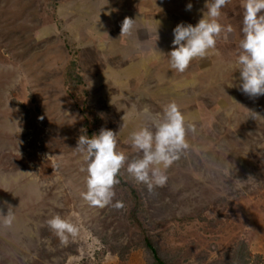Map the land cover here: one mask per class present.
Instances as JSON below:
<instances>
[{
  "label": "rangeland",
  "instance_id": "374dc122",
  "mask_svg": "<svg viewBox=\"0 0 264 264\" xmlns=\"http://www.w3.org/2000/svg\"><path fill=\"white\" fill-rule=\"evenodd\" d=\"M210 2L0 0V214L15 216L0 217V264H152L145 233L169 264H233L237 243L264 264V95L239 91L234 70L243 0L221 10L234 32L207 59L169 68L173 29ZM125 17L134 27L120 35ZM170 102L196 132L166 185L149 191L122 169L124 207L89 206L79 136L112 130L132 160L130 134ZM55 215L79 229L66 246L47 226Z\"/></svg>",
  "mask_w": 264,
  "mask_h": 264
},
{
  "label": "clouds",
  "instance_id": "9594fccd",
  "mask_svg": "<svg viewBox=\"0 0 264 264\" xmlns=\"http://www.w3.org/2000/svg\"><path fill=\"white\" fill-rule=\"evenodd\" d=\"M229 3L230 0H211L205 4L206 13L195 26L176 25L171 42L174 47L168 53L170 69L184 73L193 60H205L212 54L222 34L227 39L228 34L234 32L231 24L220 23L221 10ZM191 7L190 3L186 6L188 10ZM242 7V38L238 43L234 70H239L238 90L249 98H256L264 95V0H243ZM134 23L133 19L125 17L120 35L130 34ZM254 114L250 113L255 118ZM195 132V124L186 123L179 106L170 102L161 113L151 117V127H141L130 134L132 149L142 154L132 160L123 151H117L116 132L112 130L102 128L98 134L79 136L76 149L83 154L84 166L80 170L86 173L82 199L91 207L123 208L121 201L113 204L114 189L120 182L118 177L122 169L149 191L165 186L166 170L188 150L187 135ZM0 217L8 227L15 219L11 207ZM47 226L65 246L79 231L75 224L60 215L48 219Z\"/></svg>",
  "mask_w": 264,
  "mask_h": 264
},
{
  "label": "trees",
  "instance_id": "16d2710c",
  "mask_svg": "<svg viewBox=\"0 0 264 264\" xmlns=\"http://www.w3.org/2000/svg\"><path fill=\"white\" fill-rule=\"evenodd\" d=\"M69 75V74H68ZM77 77L80 76L77 74ZM90 134V133H88ZM120 177V176H119ZM135 195V193H134ZM135 205L131 211L132 221L137 225L140 226L141 222L137 218L136 214L138 211V204H141L142 201H138L139 198L135 195ZM143 246L148 251L150 260L152 264H169L168 261L160 254L157 245L154 241L145 233L143 235ZM235 247V250H234ZM233 247V257L235 258V262L233 264H250L248 256L250 255L248 252L245 251V245L243 243H237L236 246ZM247 255V256H246Z\"/></svg>",
  "mask_w": 264,
  "mask_h": 264
},
{
  "label": "bare ground",
  "instance_id": "6f19581e",
  "mask_svg": "<svg viewBox=\"0 0 264 264\" xmlns=\"http://www.w3.org/2000/svg\"><path fill=\"white\" fill-rule=\"evenodd\" d=\"M55 2V1H54ZM50 11V10H49ZM51 12V11H50ZM53 12V11H52ZM51 14V13H50ZM57 14V13H56ZM52 16V15H51ZM58 16V15H57ZM50 18H52V17H50ZM55 18V17H54ZM57 18V17H56ZM221 38V37H220Z\"/></svg>",
  "mask_w": 264,
  "mask_h": 264
}]
</instances>
